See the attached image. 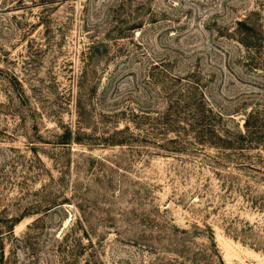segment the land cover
<instances>
[{
  "label": "rangeland",
  "instance_id": "rangeland-1",
  "mask_svg": "<svg viewBox=\"0 0 264 264\" xmlns=\"http://www.w3.org/2000/svg\"><path fill=\"white\" fill-rule=\"evenodd\" d=\"M1 260L264 264V0H0Z\"/></svg>",
  "mask_w": 264,
  "mask_h": 264
},
{
  "label": "trees",
  "instance_id": "trees-1",
  "mask_svg": "<svg viewBox=\"0 0 264 264\" xmlns=\"http://www.w3.org/2000/svg\"><path fill=\"white\" fill-rule=\"evenodd\" d=\"M239 24H241L242 22H238ZM246 124H247V122H246ZM248 129V128H247ZM1 264H3V262H2V260H1Z\"/></svg>",
  "mask_w": 264,
  "mask_h": 264
}]
</instances>
